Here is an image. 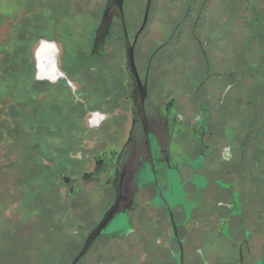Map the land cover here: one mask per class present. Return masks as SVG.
<instances>
[{
    "label": "flooded vegetation",
    "instance_id": "obj_1",
    "mask_svg": "<svg viewBox=\"0 0 264 264\" xmlns=\"http://www.w3.org/2000/svg\"><path fill=\"white\" fill-rule=\"evenodd\" d=\"M262 1L146 0L137 11L50 0L17 36L20 54L3 65L6 154L18 146L31 192L48 186L44 199L65 207L76 246L66 264L117 196L76 264L93 249L89 263L104 264L110 245L111 264H213L203 247L222 239L230 264H264ZM234 26L251 28L237 52Z\"/></svg>",
    "mask_w": 264,
    "mask_h": 264
},
{
    "label": "rangeland",
    "instance_id": "obj_2",
    "mask_svg": "<svg viewBox=\"0 0 264 264\" xmlns=\"http://www.w3.org/2000/svg\"><path fill=\"white\" fill-rule=\"evenodd\" d=\"M131 1H135L137 11L142 10L146 2V0ZM49 4L50 0H0V264H66L76 249L74 245L67 247L70 239L67 238L69 229L66 226L65 207L44 199L48 194L45 191L48 186L41 187L43 189L41 199L38 194L31 192L32 187L37 183L33 179L35 173L30 169L26 171L19 162L24 154H18L20 152L18 146L13 147L10 154H6L7 144L1 118L2 81L6 79V69L3 65L8 61L7 56L12 57L14 63L22 46L17 36L26 29V33L29 34L38 16L41 17L44 13V16L48 17ZM259 10L260 20L255 24L254 31L259 27V34L264 40L262 23L264 22V1L260 3ZM219 17V12H216V19L219 20ZM250 17L248 13L247 18L250 19ZM216 25L219 29V23ZM249 29L246 33L242 26L240 28L234 26L233 51L243 49L245 34L251 33V28ZM10 83H14V80ZM63 192L65 188L62 189ZM93 203L97 206V211L103 208L102 202L94 200ZM231 243L232 241L222 239L213 247H203V251L213 264H230L234 254ZM95 253L96 249H93L78 264H92L89 263L88 258ZM104 256V264H111L112 245L108 246Z\"/></svg>",
    "mask_w": 264,
    "mask_h": 264
},
{
    "label": "water",
    "instance_id": "obj_3",
    "mask_svg": "<svg viewBox=\"0 0 264 264\" xmlns=\"http://www.w3.org/2000/svg\"><path fill=\"white\" fill-rule=\"evenodd\" d=\"M123 0H116L118 6L120 7L121 3ZM151 3V0H147V6L146 9H148L149 5ZM147 11V10H146ZM146 15V14H145ZM109 19V14L107 13V11L105 12V16L103 18V21L101 23V26L99 28V30L104 29V27H106L107 25V20ZM99 30H98V34H99ZM125 47H126V51H127V57H128V66L130 68V71L133 72L135 74V67H134V61H133V56H132V48L131 46L128 45V42H125ZM118 196L115 200V202L113 203V205L108 209V211L104 214L102 220L99 222L98 225H96L88 234V236L85 238L83 246L81 248V250L78 252V254L73 258V260L71 261L70 264H76L77 261L79 260V258L81 256H83L85 254V252L87 251L89 245L92 243V241L101 233L102 229L106 226L107 222L111 219L113 212L115 211L116 207H117V202H118Z\"/></svg>",
    "mask_w": 264,
    "mask_h": 264
}]
</instances>
